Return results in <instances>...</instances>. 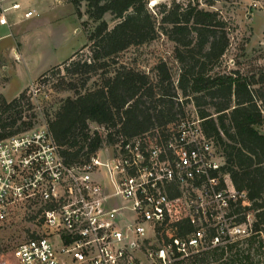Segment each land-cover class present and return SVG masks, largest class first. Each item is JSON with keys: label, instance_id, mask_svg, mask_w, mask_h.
I'll return each instance as SVG.
<instances>
[{"label": "built area", "instance_id": "obj_1", "mask_svg": "<svg viewBox=\"0 0 264 264\" xmlns=\"http://www.w3.org/2000/svg\"><path fill=\"white\" fill-rule=\"evenodd\" d=\"M19 10L0 0V28ZM201 122L186 114L74 165L46 125L0 134V222L16 209L35 216L14 264H173L238 241L245 230L232 214L246 194L223 173V153ZM183 223L182 235L171 230Z\"/></svg>", "mask_w": 264, "mask_h": 264}, {"label": "trees", "instance_id": "obj_2", "mask_svg": "<svg viewBox=\"0 0 264 264\" xmlns=\"http://www.w3.org/2000/svg\"><path fill=\"white\" fill-rule=\"evenodd\" d=\"M217 1L227 0H207V5L213 6ZM68 2L76 12L85 2L86 15L98 24L87 37V44L39 79L66 64V68L71 67V74L95 73L109 67L119 53L154 41L159 33L174 45L173 57L179 74L174 82L167 64L160 62L155 67L157 81L152 82L145 73L121 66L112 75L106 72L97 88L66 99L53 120L47 122L64 162L82 163L119 139H131L165 127L186 117V106L192 102L206 136L212 137L223 152V173L229 175L236 191L246 194L248 205L242 207L238 203L233 210L240 213L237 223L245 222L249 211L255 212L248 238L192 259L200 258V263L209 258L217 264H257L250 250L256 238H260L259 247L264 245V96L254 89L256 81L238 72H214L229 46L225 22L218 13L191 2L160 4L157 13H150L146 0ZM107 13L117 21L112 28L103 20ZM85 48L92 53L91 60L99 62V68L91 61L73 60ZM25 94L26 90L11 101L0 96L1 136L31 128L22 121L21 112L15 110L21 106ZM91 124L102 127L106 133L91 132ZM171 230L182 235L189 227L183 223ZM245 243L247 249L239 248Z\"/></svg>", "mask_w": 264, "mask_h": 264}, {"label": "rangeland", "instance_id": "obj_3", "mask_svg": "<svg viewBox=\"0 0 264 264\" xmlns=\"http://www.w3.org/2000/svg\"><path fill=\"white\" fill-rule=\"evenodd\" d=\"M146 1L150 13H157L160 4L169 6L172 2H178L182 5L191 2L197 4L203 10L218 13L226 24L229 46L216 65L214 72L223 74L238 72L240 75L256 81L257 84L254 89L259 90L264 96V0L217 1L213 6H208L207 0ZM151 1H155V5L152 6ZM68 13V10H65L63 14L49 11L35 25L20 26L16 29L18 40L21 43L24 63L19 62L20 68L15 71L9 68L6 70L8 82L2 91L6 98L14 97L21 88L37 79L48 63L54 60L63 61L72 50L78 49L85 43L87 44V37L98 23L89 19L86 15V3L82 2L78 11L75 10L78 22ZM103 20L109 28H112L117 22L109 13L103 16ZM157 22H159V17H157ZM75 29L78 31L76 32ZM14 41L12 36L0 39V47L13 45ZM80 43L82 44L79 46ZM173 49V43L159 33L154 41L139 46H131L119 53L109 62V67L98 69L95 73L71 74V67H65L67 64L56 67L58 69H55L48 77L38 78L26 89L25 99L22 101L21 106L15 110L21 112L22 121L29 123L31 127L47 126V122L53 120L61 104L66 99H73L78 93L97 88L101 85V79L106 76V72L112 75L113 71L121 66L143 72L149 77L150 81L156 82L155 67L158 63L165 62L171 71L172 80L176 82L179 68L173 57ZM91 57L92 53L89 48H85L73 60L88 63L91 61L99 68V62L94 63ZM4 80V77L0 78V83H3ZM70 87L73 89H70ZM32 89L35 90V94L31 92ZM186 111L189 117L197 114L192 102L187 104ZM90 129L91 132L98 130L103 134L106 133L102 127L95 124H91ZM225 180L228 181V178H225ZM240 204L244 207L248 205V202L245 199ZM254 214L255 212L249 211L246 221L243 223H237L240 213L232 214V221L245 230L244 234L237 236L236 240L239 242L251 235ZM34 229V211L25 212L24 214L16 209L7 220L0 222V264H14L11 257L13 249L20 241L30 237ZM259 239L256 238L254 241L250 253L255 263L264 264V245L259 247ZM228 244L230 243L216 248H224ZM240 247L247 249L246 243L240 244ZM199 261L200 258H189L173 264L219 263L209 258L204 260V263Z\"/></svg>", "mask_w": 264, "mask_h": 264}, {"label": "crops", "instance_id": "obj_4", "mask_svg": "<svg viewBox=\"0 0 264 264\" xmlns=\"http://www.w3.org/2000/svg\"><path fill=\"white\" fill-rule=\"evenodd\" d=\"M10 1V0H9ZM15 1L20 4L21 10L16 11L12 13L8 18L10 22V26L8 28H0V39L8 38V37H14V44L10 46H1L0 47V78L4 77L5 80L3 83H0V96H2L6 101H11L12 99L16 98L20 93H22L24 90H26L28 87H30L43 73L51 69L52 67L58 66L65 62L67 59H69L75 52H77L81 47L78 49H74L71 51L69 56L63 60H54L47 64L44 71L40 72L39 77L37 79L32 80V82L21 88L14 97L12 98H6L4 94L2 93L3 89L7 85V69L16 70L20 68L19 62L24 63L23 54L21 51V43L18 40V31L16 30L20 26H32L38 23L44 16H46V12L51 11L52 13L57 14H63L65 10H68V14L73 16V19L78 22V17L75 14L74 7L71 3H69L67 0H11ZM59 1V3L57 2ZM24 10H32L34 11L35 15L30 19H24L23 18V11ZM58 17V16H57ZM77 24V23H76ZM75 24V25H76ZM77 32L78 30L75 29ZM82 43L79 44V46Z\"/></svg>", "mask_w": 264, "mask_h": 264}, {"label": "bare ground", "instance_id": "obj_5", "mask_svg": "<svg viewBox=\"0 0 264 264\" xmlns=\"http://www.w3.org/2000/svg\"><path fill=\"white\" fill-rule=\"evenodd\" d=\"M155 3H156L155 1H151V5H152V6L155 5Z\"/></svg>", "mask_w": 264, "mask_h": 264}]
</instances>
